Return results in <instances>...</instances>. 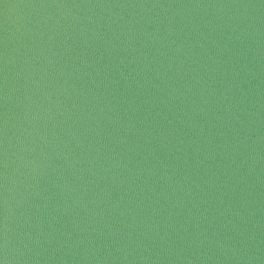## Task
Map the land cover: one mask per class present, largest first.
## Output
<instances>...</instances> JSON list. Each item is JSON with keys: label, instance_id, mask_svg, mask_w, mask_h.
I'll use <instances>...</instances> for the list:
<instances>
[{"label": "water", "instance_id": "water-1", "mask_svg": "<svg viewBox=\"0 0 264 264\" xmlns=\"http://www.w3.org/2000/svg\"><path fill=\"white\" fill-rule=\"evenodd\" d=\"M0 264H264V0H0Z\"/></svg>", "mask_w": 264, "mask_h": 264}]
</instances>
